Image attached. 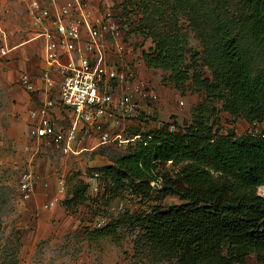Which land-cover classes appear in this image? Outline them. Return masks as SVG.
I'll use <instances>...</instances> for the list:
<instances>
[{"label":"trees","instance_id":"trees-1","mask_svg":"<svg viewBox=\"0 0 264 264\" xmlns=\"http://www.w3.org/2000/svg\"><path fill=\"white\" fill-rule=\"evenodd\" d=\"M184 1L202 51L190 50L177 1L124 0L123 10L135 15L129 32L152 42L141 54L145 66L167 72L163 81L177 91L200 95L191 124L135 134L140 139L99 171L114 188L183 201L136 218L161 259L245 264L253 254L264 264V133L215 129L221 112L264 123V0ZM168 163L180 165L174 175Z\"/></svg>","mask_w":264,"mask_h":264},{"label":"rangeland","instance_id":"rangeland-1","mask_svg":"<svg viewBox=\"0 0 264 264\" xmlns=\"http://www.w3.org/2000/svg\"><path fill=\"white\" fill-rule=\"evenodd\" d=\"M175 1L183 7L181 23L188 33L190 50L202 51L189 4ZM123 3H93L100 11L109 10L119 23L109 59L119 68L133 70L157 98L138 99L133 111L125 115L116 112L119 123H107L108 131L131 139L165 123L172 125V130L174 123L185 129L201 97L189 90L177 91L163 81L167 72L145 66L141 54L152 42L129 32L135 15L125 16ZM28 12L29 0H0V264H178L150 250L136 218L158 206L167 209L183 201L175 195L158 201L156 195L143 198L127 187L114 188L99 171L138 140L126 148L101 145L98 133L80 123L73 152L65 153L54 142L31 134L30 112L43 99L38 92L24 89L20 77L39 72L43 59L37 41L32 40ZM3 47L9 49L6 55ZM53 120L66 130L73 124L69 113H59ZM215 129L221 135L260 134L264 133V123L249 124L221 112ZM179 168L166 165L171 175ZM95 172L100 174L99 191H91L89 185L83 191ZM27 178L31 182L28 199L21 190ZM61 179L64 192H60ZM258 192L264 195L263 188ZM245 264H258L255 255Z\"/></svg>","mask_w":264,"mask_h":264},{"label":"built area","instance_id":"built-area-1","mask_svg":"<svg viewBox=\"0 0 264 264\" xmlns=\"http://www.w3.org/2000/svg\"><path fill=\"white\" fill-rule=\"evenodd\" d=\"M94 0H29V19L35 29V38L42 39L43 49L51 70L42 73L43 87L37 86L29 73L20 77V83L29 92H44L56 85V95L47 96L43 103L30 112V132L37 138L48 139L63 152H73L78 125L85 124L97 132L101 145L126 148L140 139V135L124 139L123 133L111 135L107 123H119L115 113L133 111L136 101L157 96L147 90L133 70L119 68L109 59L113 40L119 34V23L109 11L94 7ZM6 55L9 49L2 48ZM59 106L73 117L69 130L58 127L51 110ZM99 172L88 181L93 192L99 191ZM63 179L60 192H64ZM24 197H30L31 182L22 183ZM54 205V202L51 203Z\"/></svg>","mask_w":264,"mask_h":264},{"label":"crops","instance_id":"crops-1","mask_svg":"<svg viewBox=\"0 0 264 264\" xmlns=\"http://www.w3.org/2000/svg\"><path fill=\"white\" fill-rule=\"evenodd\" d=\"M30 21V19H29ZM31 24V22H30ZM32 26V25H31ZM32 34H33V38L32 40H36L37 43H38V46L40 48V51H41V58L43 59V67L39 70V72L37 73H29L31 76H32V79L34 80V82L36 83L37 86H41L43 87V80H42V73L45 71V70H51V68L49 67L48 63L46 62V57H45V53H44V49H43V41L42 39H36L35 38V29L32 27V30H31ZM52 74L53 76L56 77V85L54 87H52L51 89H48L47 90V94H45L44 92H38L41 97V99L45 100V98L48 96H50V93H52V91H54V93H52L51 95H56V98H57V90H58V78H57V75H56V72L54 69H52ZM38 77V78H37ZM40 77V79H39ZM37 78V80H36ZM37 93V92H36ZM43 103V102H42ZM41 105V104H40ZM59 113H64L63 110L59 109V106H56L55 108H53L51 110V115L52 117L55 119V116Z\"/></svg>","mask_w":264,"mask_h":264},{"label":"water","instance_id":"water-1","mask_svg":"<svg viewBox=\"0 0 264 264\" xmlns=\"http://www.w3.org/2000/svg\"><path fill=\"white\" fill-rule=\"evenodd\" d=\"M156 187H157V185H156Z\"/></svg>","mask_w":264,"mask_h":264}]
</instances>
